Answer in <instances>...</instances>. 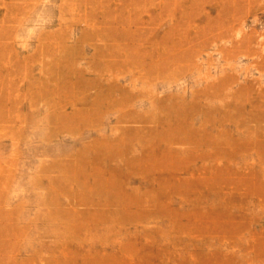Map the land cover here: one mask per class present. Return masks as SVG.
Masks as SVG:
<instances>
[{
	"label": "rangeland",
	"instance_id": "rangeland-1",
	"mask_svg": "<svg viewBox=\"0 0 264 264\" xmlns=\"http://www.w3.org/2000/svg\"><path fill=\"white\" fill-rule=\"evenodd\" d=\"M0 264H264V0H0Z\"/></svg>",
	"mask_w": 264,
	"mask_h": 264
},
{
	"label": "bare ground",
	"instance_id": "bare-ground-1",
	"mask_svg": "<svg viewBox=\"0 0 264 264\" xmlns=\"http://www.w3.org/2000/svg\"><path fill=\"white\" fill-rule=\"evenodd\" d=\"M44 77H45V76H44ZM39 95H40V94H39ZM148 121H149V120H148ZM180 137H181V136H180ZM216 137L218 138V137H221V136H216ZM216 137H215V138H216ZM170 139H171V138H170ZM220 139H221V138H220ZM172 140H174V139L172 138ZM175 140H176V138H175ZM175 140H174V143H172V144H175ZM180 142H182V141H179V143H180ZM212 142H213V141H212ZM214 142H215V141H214ZM218 142H219V141H218ZM177 143H178V141H177ZM182 143H183V142H182ZM182 143H180V144H182ZM172 144H171V145H172ZM185 145H186V144H185ZM176 146H177V145H176ZM178 146H179V144H178ZM142 148H145V146L142 147ZM130 150H131V149H130ZM173 151H174V150H173ZM175 153H176V152H175ZM175 153H171V155L173 154L174 156H176L177 154L175 155ZM174 156H173V158H174ZM142 164H143V163H142ZM132 165H133V163H132ZM140 165H141V163H140ZM126 166H127V165H126ZM134 166H135V165H133L132 168H134ZM137 167H138V166H137ZM137 167H136V168H137ZM142 167H143V166H142ZM128 168H130V166H129ZM140 168H141V167H140ZM157 168H158V167H157ZM134 169H135V168H134ZM153 169H154V168H153ZM145 170H146V168H145ZM149 170H151V172H152V169L149 168ZM157 170H158V169H157ZM135 171H136V170H135ZM154 171H155V169L153 170L152 173H154ZM142 172H143V171H142ZM144 172H145V171H144ZM147 172H148V171H147ZM176 172H177V170H176ZM137 173H138V172H137ZM137 173H135V174H137ZM145 173H146V172H145ZM175 174L177 175V173H175ZM133 175H134V174H133ZM137 175H138V174H137ZM139 175H140V174H139ZM142 175H143V173H142ZM135 176H136V175H135ZM147 203H148V202H147ZM118 206H119V205H118Z\"/></svg>",
	"mask_w": 264,
	"mask_h": 264
}]
</instances>
